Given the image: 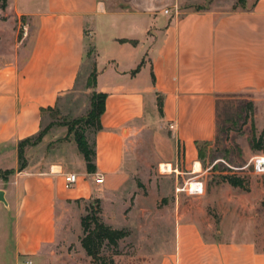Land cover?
I'll use <instances>...</instances> for the list:
<instances>
[{
	"label": "crops",
	"instance_id": "1",
	"mask_svg": "<svg viewBox=\"0 0 264 264\" xmlns=\"http://www.w3.org/2000/svg\"><path fill=\"white\" fill-rule=\"evenodd\" d=\"M248 1L233 10L211 0H8V10L34 33L18 52L0 57L2 264H60L62 253L69 264H90L81 261L90 259L81 220L94 204L106 224L148 239L145 264H264L252 229L240 234L208 215L217 200L207 192L200 154L217 137L218 100L247 96L255 126L264 108V0ZM87 56L94 59L93 91L106 95L96 172L88 173L67 126L49 128L24 148L20 171V143L51 124ZM149 146L153 153L143 154ZM150 157L176 178L175 191L163 185L172 197L156 220L154 202L135 178L149 172ZM70 174L77 175L72 187ZM192 182L202 184L201 195L189 193ZM184 194L200 208L187 205ZM118 218L124 226L114 225ZM76 243L84 258L69 253Z\"/></svg>",
	"mask_w": 264,
	"mask_h": 264
},
{
	"label": "rangeland",
	"instance_id": "2",
	"mask_svg": "<svg viewBox=\"0 0 264 264\" xmlns=\"http://www.w3.org/2000/svg\"><path fill=\"white\" fill-rule=\"evenodd\" d=\"M215 1L218 3L228 2L230 9L233 10L246 8L250 3L248 0H211V3ZM211 3L209 2L208 5ZM33 33L34 29L28 20L24 17L19 18L10 12L8 0H0V57H9L18 52L33 37ZM94 75L93 56H87L76 88L64 96L60 106L51 114V124L46 126L43 132L53 126L69 125L72 128L70 134L73 135L74 139H76V134L83 135L89 145L93 146L96 121L87 123V120L96 94L93 91ZM248 101L249 99L245 95H240L239 98L224 99L218 111L217 137L211 144L203 146L202 158L205 167L203 179L206 183L207 192L210 191L213 198L217 200L206 209L214 221L219 225L221 223L220 227L222 228L231 229L237 226L241 234L249 227L253 230V238L264 247V170L261 169L260 165L264 159L255 158L256 156L262 157L264 152L256 151L251 146L253 136L259 137L264 130V108L259 110L255 126V111L253 113L240 112L239 115V112L236 111V106L243 105ZM231 103L236 108H230ZM151 152L150 146L143 150V154H151ZM30 156H34L33 152ZM154 160H156L154 157H150L149 161L152 166L149 172L137 174L135 178L139 182L144 196L153 200L154 219L156 220L169 208L168 201L172 197V194L169 195L168 192L164 191L163 185L173 184V191H175L176 178L174 177L175 174L171 173L166 166L160 167ZM230 176L244 180L245 189H235L229 185V187L223 185L224 177ZM147 183L149 188L145 186ZM182 198L187 205H191L194 209L200 208L197 203L192 201L194 197L184 194ZM225 198L235 200L232 202L233 207L222 205L221 201ZM194 204L195 206H193ZM232 209L234 212L230 213ZM223 220L225 222L222 225ZM153 224L155 225L157 222L154 221ZM114 225L124 226V223L118 218ZM129 225L134 226L131 223ZM147 242L148 239L139 237L137 231H130L129 237L119 242L117 248L119 254L114 257V263L145 264L146 259L152 257L146 253L147 250H152L151 246L146 245ZM79 245L77 243L71 244L69 253L84 258L78 252ZM113 250L106 247L101 255L111 257ZM141 250L144 252L141 253ZM58 256L59 259H62L60 264L71 263L66 253ZM1 260L0 252V264H2ZM81 261L83 263L89 261L90 264H95L92 258L86 257ZM28 262L32 263L31 260H26L21 264H29Z\"/></svg>",
	"mask_w": 264,
	"mask_h": 264
},
{
	"label": "trees",
	"instance_id": "3",
	"mask_svg": "<svg viewBox=\"0 0 264 264\" xmlns=\"http://www.w3.org/2000/svg\"><path fill=\"white\" fill-rule=\"evenodd\" d=\"M96 74V73H95ZM95 75L93 81V87L95 85ZM224 98V97H222ZM226 98H239V96H230ZM105 101L106 95L104 94H95L92 102V109L89 113V118L87 123H94L96 121V131H100L103 129L100 118L105 111ZM223 101L218 100L217 103V112L219 111L220 105ZM237 112L238 115L243 113H253L254 112V105L251 101L243 105H238ZM231 103L230 108H236ZM241 112V113H240ZM230 121H232L230 119ZM68 126L69 133H71L72 128ZM255 129V128H254ZM46 131H42L38 136L27 139L22 141L19 145L20 150V171L24 170L27 166L26 160L24 159V148L28 145H36L38 144L43 136L45 135ZM76 142L78 144L79 150L84 156L87 165L88 173H95L96 172V149L95 143L91 147L89 143L86 141L85 137L80 134H76ZM211 143L205 144L209 145ZM251 146L256 151L264 152V130L260 134L259 137L256 135L253 136ZM203 147H200V154L202 155ZM11 172H6L4 174V179H6ZM224 181L230 183L233 187L245 189V182L244 180L237 178V177H224ZM100 208L98 204H94L90 207V211L86 215L82 217L81 224L83 229V234L80 237V243L83 249L86 251L87 255L92 258L95 264H115L114 257L119 254L117 248L119 246V242L124 240L125 238L129 237L130 231L128 229H115L112 226L106 224L101 216H100ZM112 248L113 255L111 257H105L102 254L104 248ZM101 261V262H100Z\"/></svg>",
	"mask_w": 264,
	"mask_h": 264
},
{
	"label": "built area",
	"instance_id": "4",
	"mask_svg": "<svg viewBox=\"0 0 264 264\" xmlns=\"http://www.w3.org/2000/svg\"><path fill=\"white\" fill-rule=\"evenodd\" d=\"M168 12V11H166ZM170 128L173 129V125H170ZM264 161H262V163H260L261 165V169L263 168L264 170ZM260 167V166H259ZM77 181V175L76 174H70L67 177V182H68V186L72 187ZM97 184H102L103 183V178H97L96 180ZM188 191L191 195H196L199 196L203 193V187L201 183L198 182H192L188 185ZM29 263V262H28ZM29 264H32L31 262Z\"/></svg>",
	"mask_w": 264,
	"mask_h": 264
},
{
	"label": "water",
	"instance_id": "5",
	"mask_svg": "<svg viewBox=\"0 0 264 264\" xmlns=\"http://www.w3.org/2000/svg\"><path fill=\"white\" fill-rule=\"evenodd\" d=\"M0 203H3L4 205H7V201L4 197V191H0Z\"/></svg>",
	"mask_w": 264,
	"mask_h": 264
},
{
	"label": "bare ground",
	"instance_id": "6",
	"mask_svg": "<svg viewBox=\"0 0 264 264\" xmlns=\"http://www.w3.org/2000/svg\"><path fill=\"white\" fill-rule=\"evenodd\" d=\"M198 168V167H197Z\"/></svg>",
	"mask_w": 264,
	"mask_h": 264
}]
</instances>
